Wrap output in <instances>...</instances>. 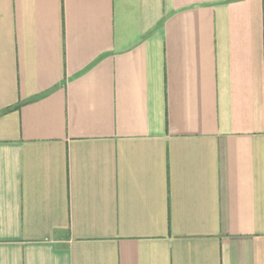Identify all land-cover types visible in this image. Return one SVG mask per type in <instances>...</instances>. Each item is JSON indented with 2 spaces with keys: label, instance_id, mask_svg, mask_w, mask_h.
Returning a JSON list of instances; mask_svg holds the SVG:
<instances>
[{
  "label": "crops",
  "instance_id": "obj_1",
  "mask_svg": "<svg viewBox=\"0 0 264 264\" xmlns=\"http://www.w3.org/2000/svg\"><path fill=\"white\" fill-rule=\"evenodd\" d=\"M0 264H264V0H0Z\"/></svg>",
  "mask_w": 264,
  "mask_h": 264
}]
</instances>
